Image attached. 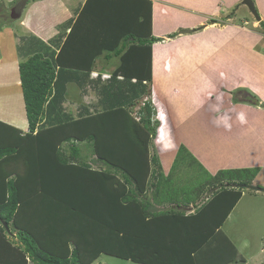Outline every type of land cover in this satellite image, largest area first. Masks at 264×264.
<instances>
[{
    "label": "trees",
    "instance_id": "trees-1",
    "mask_svg": "<svg viewBox=\"0 0 264 264\" xmlns=\"http://www.w3.org/2000/svg\"><path fill=\"white\" fill-rule=\"evenodd\" d=\"M32 1L36 0H16L9 9L0 3V30L7 21L17 20ZM91 1L94 9L108 12L115 28L104 24L102 44L91 33L77 31ZM150 4L86 0L53 62L35 53L19 63L28 130L22 133L0 121V236L8 235L4 226L16 230L20 243L12 247L16 264H92L101 255L135 264H237L236 249L220 228L241 196V188L230 186L250 185L255 170L219 171L210 178V183H217L201 207L190 205L197 202L195 197L171 194L178 191L172 180L175 168L184 154L192 156L180 146L165 176L157 154H149L157 125L151 121L155 110L148 101L137 119L130 112L139 100L130 98L131 93L142 98L149 93L146 87L139 90V84L121 82L123 90L112 89L110 105L101 112L51 125L60 117L73 116L64 110L63 72H90L99 52L119 57L107 88L116 76L151 82L152 45L161 39L149 34ZM260 25L264 32V23ZM246 95L242 103L255 100L258 105L255 96ZM42 121L50 126L37 129ZM82 142L89 146L93 163L104 168L93 167L80 156L75 146ZM64 144L69 145V154L61 148ZM189 206L193 213H187Z\"/></svg>",
    "mask_w": 264,
    "mask_h": 264
},
{
    "label": "crops",
    "instance_id": "crops-1",
    "mask_svg": "<svg viewBox=\"0 0 264 264\" xmlns=\"http://www.w3.org/2000/svg\"><path fill=\"white\" fill-rule=\"evenodd\" d=\"M14 1L16 0H0V3L7 8L6 5L10 6ZM147 1L151 3L149 34L161 41L152 45L150 84L140 83L135 79L128 81L129 84H139V90L150 86L149 94L140 99L144 98V102L149 101L154 105L159 127L153 138V146L163 174L166 176L169 173L178 147L183 146L212 177L219 171L255 170L250 185L264 188V39L251 33L250 27H245L252 20L256 24L264 22V0H252L259 21L251 16L242 0ZM85 2L86 0L32 1L23 9L16 27L12 24L5 30L8 33L4 37L3 32H0V60L9 63L6 69L14 70V74L8 73L14 75L9 79L10 84L6 86L1 83L0 94L5 100L15 95L21 105L16 107L20 108L17 117L14 113H7L0 117L1 122L22 133L27 132L22 91L19 75L16 73L18 65L35 53H40L53 62ZM94 4L91 1L87 5V13L81 15L76 24L77 31L91 33L96 42L102 44L104 24L112 30L115 28L109 24L111 17L108 12H99L94 9ZM114 11L118 13L117 9ZM134 13V10L130 12L131 18ZM234 19L237 21L234 22ZM30 37L41 41L42 45L29 43ZM27 44L29 46L26 48ZM246 58L258 61L256 70L246 69ZM225 62L235 64L231 73L223 69ZM118 64L119 57L102 51L94 59L90 72L66 70L81 75L71 80L77 84L69 86L75 90L78 100H65V112L72 109L71 113L76 115L79 111V117L75 119L96 114L93 110L101 112L105 105L106 85H110L108 82L113 80L112 73ZM230 76L235 78L233 82L229 81ZM191 79L194 81L190 82ZM66 80L67 83L63 84L64 92L69 84V80ZM114 81L113 88L123 90L124 86L120 84L127 80L116 76ZM86 83L88 87L84 89ZM235 88H245L257 95L261 104H234L231 93ZM128 89L127 87L124 93L127 94ZM92 94L96 98L93 104L88 102ZM223 116L229 117L230 127L217 125V119ZM64 120V117H60L51 125L65 122ZM43 122L37 129L50 126L43 125ZM168 140H172L170 146L163 143ZM166 146L170 147V151H166ZM152 148L149 147V154ZM88 158L91 165L96 167L93 158ZM230 187L241 188L237 184ZM241 189L237 205L242 199L264 196L261 191ZM236 204L223 225L230 213L236 211ZM9 233L10 231L7 236L10 240L0 236V264H16V254L12 252V247L20 243ZM223 234L229 239L226 233ZM229 241L232 243L230 239ZM236 252L238 254L237 249Z\"/></svg>",
    "mask_w": 264,
    "mask_h": 264
},
{
    "label": "rangeland",
    "instance_id": "rangeland-1",
    "mask_svg": "<svg viewBox=\"0 0 264 264\" xmlns=\"http://www.w3.org/2000/svg\"><path fill=\"white\" fill-rule=\"evenodd\" d=\"M6 6L8 9L10 7H12V5H10V6L6 5ZM233 10L234 9H232V12H233ZM247 13H248V11H247ZM247 13H245V14H247ZM251 16L253 17V15H251ZM236 21L237 20L234 19V22H236ZM12 24L14 27H16L17 26V20L13 21L11 24H9L7 21V24L1 28L0 32H3V37L6 36V34L8 33V31H5V30H8V28ZM245 27H247V28L250 27L251 33H253L255 35L257 34L259 37L264 39L263 27L260 25V23L256 24L255 21L252 20V21H249L248 26H245ZM13 29H12V31H13ZM16 38H18V37L16 36ZM28 42L31 44L35 43L36 45H40V44L42 45V42L37 40L34 37H30V39H28ZM263 44H264V41H263ZM28 46L29 45L27 44L26 48ZM7 66H9V63H7L5 60H0V85H1V83H3L6 86H7V84L9 85L10 84L9 79H11L14 76V75L8 74L9 72L14 74V70L12 71L11 68L6 69ZM257 66H259L258 61H249L248 58H246V69L247 70H249L250 68H253L254 70H256ZM234 67H235L234 63L225 62V67L223 69L226 72L231 73L233 71ZM227 70H230V71H227ZM262 71H264V68L262 69ZM16 73L19 75L18 69H17ZM80 75H81V73H73L72 71L71 72H66V71L63 72L62 83L65 85V83H67L66 79L69 80V84L66 85L67 87L64 86L67 88L66 91L64 92V89H63L64 100H71V101L78 100L77 95L75 93V90L73 89L72 86H69V85L70 84L77 85L75 82H73L71 80H72V78H74L76 76H80ZM193 79H194V77H193ZM193 79H191L190 82ZM234 80H235V78L233 76L229 77L230 82H233ZM123 85L128 86L129 81H125ZM131 85H133V84H131ZM87 87L88 86L86 83L84 86V89ZM112 89L114 91L116 90L115 88H113V85H111L108 88L106 85V88H105L106 92H104L106 98L104 100V103L107 106L110 105V98H111L112 92H113ZM147 89L150 90L149 85H148ZM246 93H248L249 95H253L256 97V99L260 100V98L257 95L252 94L250 91H248L245 88H243V89L235 88V90H233L231 93V101L234 104L242 103L240 100L242 98L248 97L246 95ZM131 94H132V96L130 98L136 97L139 99L130 108L131 115L137 119L138 118L137 113H138L139 109L142 107V105L145 103L144 102L145 99L144 98L140 99L141 96L136 94V93L132 92ZM93 96H94V94H92V97L88 99V102H90V103L92 102L91 104L95 103L96 98H94ZM234 98H236V101H234ZM117 99L120 100L121 98L119 96H117ZM22 100H23V98H22ZM252 101H254V103H255V100H252ZM254 103H253V105H254ZM150 104L154 108L153 103L150 102ZM260 104H261V101L258 102V105H260ZM18 106H21V105H20V102L18 101V99L15 98V95L13 98H11V99L8 98L5 100L3 95L0 94V117L6 115L7 113H11V114L14 113L15 116L17 117L19 115V112H20V108H16ZM23 107H24V104H23ZM79 108H77V109H79ZM70 110L73 111L72 109H70ZM94 111L95 110H93L92 112L97 113V111H95V112ZM77 117H79V111L76 115L74 114L73 116H70L68 119H66L64 121H69V119H72V118H74L73 120H75V118H77ZM23 118H24V116H23ZM151 121H154L157 123L156 130H155V133H156L159 126H158V122H157V118H156L155 114L152 116ZM171 141L172 140H168V141H165L163 143H165V145L170 146ZM153 142H154V139L152 140L151 147H153V148L151 149V153L156 154L155 148L153 146ZM197 143L200 146L202 145L200 142H197ZM168 146H166L167 152L170 151V149H169L170 147H168ZM75 147L79 148V151L81 153L80 156L84 157L91 164L90 159L88 158V155L90 154V152H89L90 150H89V146L87 145V143L82 142V143L77 144ZM203 147L205 148L206 145H204ZM61 148L67 154H69V152H70L69 145L64 144ZM177 151H178V149H177ZM176 154H177V152H176ZM186 155L187 154L183 155V157H182L183 161H180L178 163V166L175 168V171L173 173L172 180H173V183L176 184L178 191L174 192V189H173V191H172L173 193H171V194L176 196L178 193H181L183 196H190V197L192 196L193 198L195 197V198H197V202L195 203L193 201V203L190 205L193 206V204H195L196 207L197 206L201 207L203 205L202 203H204L206 201V198H210V196H211L210 191H212V189H213L212 187L217 183V181L213 180L210 183V178L212 176L208 172H206L204 170V168L202 169V167L200 166V164H198V162L196 160L195 161L197 163L194 161V159L192 157H190L188 155L186 156ZM184 160H187V163ZM96 167L104 168L101 164H98ZM117 179L119 180V183L121 185V183H123V179L120 177ZM207 181H209L208 183H210V184L201 188V186L205 185L207 183ZM223 183H225V181ZM198 189H199V192H196V193L192 192V190L196 191ZM165 195H166V192H165ZM152 196H153L152 190L148 189L147 193H146V199L150 201V200H152ZM140 199H142V198H140ZM192 206H189L191 208V210H187V213H193L194 212ZM235 208H236V211H232L230 213V215L228 216L226 222L224 223V225L222 227V231L228 235L229 239L232 241L234 247H236V249L238 251L239 260L236 263L237 264H244V263L245 264H264V196L259 195V196H257V198L242 199L238 202V205L236 204ZM8 231H9V229H8ZM10 233L13 235V238H15V237L17 238L16 230L10 231ZM5 239L10 240L9 236H7V235L5 236ZM17 240H18V238H17ZM92 264H135V263H133L131 261H124V260H121V259H118V258H115L112 256H108V255H101L98 258V260L96 262L94 261Z\"/></svg>",
    "mask_w": 264,
    "mask_h": 264
},
{
    "label": "water",
    "instance_id": "water-1",
    "mask_svg": "<svg viewBox=\"0 0 264 264\" xmlns=\"http://www.w3.org/2000/svg\"><path fill=\"white\" fill-rule=\"evenodd\" d=\"M242 4L247 7L249 12L253 15L254 19L259 21V16L256 12L253 1L252 0H242ZM239 187L246 188L249 190H254V191H261L264 193V188H260L255 185H240ZM5 229L8 230L7 226H5Z\"/></svg>",
    "mask_w": 264,
    "mask_h": 264
},
{
    "label": "clouds",
    "instance_id": "clouds-1",
    "mask_svg": "<svg viewBox=\"0 0 264 264\" xmlns=\"http://www.w3.org/2000/svg\"><path fill=\"white\" fill-rule=\"evenodd\" d=\"M228 119H229V117H227V116L219 117L217 119L216 123L218 126L220 124H223L224 127L228 128V127H230V124L228 123Z\"/></svg>",
    "mask_w": 264,
    "mask_h": 264
}]
</instances>
